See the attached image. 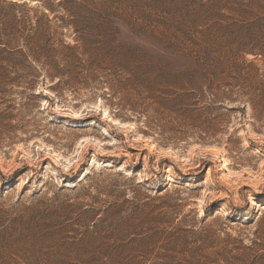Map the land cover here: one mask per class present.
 Returning <instances> with one entry per match:
<instances>
[{"label": "rangeland", "instance_id": "374dc122", "mask_svg": "<svg viewBox=\"0 0 264 264\" xmlns=\"http://www.w3.org/2000/svg\"><path fill=\"white\" fill-rule=\"evenodd\" d=\"M0 264H264V0H0Z\"/></svg>", "mask_w": 264, "mask_h": 264}, {"label": "trees", "instance_id": "16d2710c", "mask_svg": "<svg viewBox=\"0 0 264 264\" xmlns=\"http://www.w3.org/2000/svg\"><path fill=\"white\" fill-rule=\"evenodd\" d=\"M164 190H165V189H164ZM95 228H96V229H99V227H98V226H95ZM101 229H102V228H101Z\"/></svg>", "mask_w": 264, "mask_h": 264}]
</instances>
